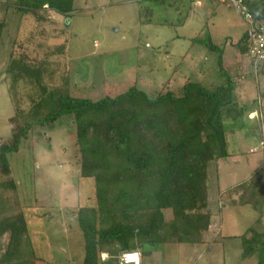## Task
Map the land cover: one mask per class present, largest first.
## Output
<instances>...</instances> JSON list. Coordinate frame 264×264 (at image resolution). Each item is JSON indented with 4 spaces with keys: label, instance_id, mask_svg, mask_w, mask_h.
I'll list each match as a JSON object with an SVG mask.
<instances>
[{
    "label": "rangeland",
    "instance_id": "obj_1",
    "mask_svg": "<svg viewBox=\"0 0 264 264\" xmlns=\"http://www.w3.org/2000/svg\"><path fill=\"white\" fill-rule=\"evenodd\" d=\"M72 9L68 18L44 12L41 22L31 15L9 16L7 34L0 43V143L11 137L13 128L9 123L14 115L12 96L4 82L10 48L33 58L44 47L64 44L65 53L51 58L53 69L56 62L61 63L56 67L59 71L45 83L59 85L57 77L67 72L70 93L91 100L115 97L134 83L149 97L165 84L166 90L177 92L187 81L210 91L230 80L225 71L236 70L231 81L253 120L246 113L236 124H225L229 157L217 162L221 195L209 202L213 215L202 243L146 246L141 264H257L264 260V254L243 256L244 246L253 239L252 231L245 233L250 228L264 232V211L259 215L250 207L232 205L238 195L228 194L264 168V71L250 66L246 55L231 43L224 44L243 36L242 20L215 0H73ZM216 50L222 52L223 70ZM24 102L21 107L28 114L29 103ZM50 111L31 110L27 121ZM75 141L68 116L35 126L18 152L8 156L9 177L0 174V181L9 178L15 183L35 255L55 264L80 263L83 258L74 217L87 204L93 184L78 178Z\"/></svg>",
    "mask_w": 264,
    "mask_h": 264
},
{
    "label": "trees",
    "instance_id": "obj_2",
    "mask_svg": "<svg viewBox=\"0 0 264 264\" xmlns=\"http://www.w3.org/2000/svg\"><path fill=\"white\" fill-rule=\"evenodd\" d=\"M72 4L73 0H0V43L12 13L19 19L31 15L38 22L48 11L68 18ZM230 45L246 55L245 35ZM207 46L213 50L211 44ZM65 51L64 44L44 47L31 58L10 48L4 82L14 115L9 119L11 137L0 143L1 176L9 177L8 156L18 152L29 131L68 116L76 134L78 178L93 184L87 204L74 217L83 258L72 264H122L123 253L144 255L146 246L202 243L213 215L209 202L221 195L217 162L229 157L225 124H236L247 113L231 81L236 70L225 71L230 80L210 91L187 81L177 92L166 90L165 84L149 97L134 83L115 97L91 100L70 93L67 72L57 77L59 85L45 83L61 64L56 62L53 69L51 58ZM217 64L223 70L221 51ZM24 100L29 103L28 114L21 107ZM40 109L51 111L27 121L31 110ZM249 114L247 119L253 120ZM228 192L238 195L232 205L250 207L261 215L264 168ZM249 231L253 239L244 246L243 256L263 255L264 232L250 228L245 234ZM0 264H55L35 255L15 183L9 178L0 181Z\"/></svg>",
    "mask_w": 264,
    "mask_h": 264
},
{
    "label": "built area",
    "instance_id": "obj_3",
    "mask_svg": "<svg viewBox=\"0 0 264 264\" xmlns=\"http://www.w3.org/2000/svg\"><path fill=\"white\" fill-rule=\"evenodd\" d=\"M186 1V0H177ZM195 1V0H191ZM231 8L245 24L247 44L246 60L250 66H258L264 71V0H215ZM257 15L255 17L254 15ZM122 264H141L139 252H127L121 255Z\"/></svg>",
    "mask_w": 264,
    "mask_h": 264
},
{
    "label": "crops",
    "instance_id": "obj_4",
    "mask_svg": "<svg viewBox=\"0 0 264 264\" xmlns=\"http://www.w3.org/2000/svg\"><path fill=\"white\" fill-rule=\"evenodd\" d=\"M245 29H246V26H245ZM244 33H245V30H244ZM244 33H243V35H244ZM242 38V37H241ZM240 40V39H239ZM238 41V40H237ZM237 41H234V42H237ZM229 43H232V42H228V43H224L225 44V46H226V44H229ZM234 48H236L235 46H233ZM235 60H230V62H231V65L232 64H234L233 62H234ZM247 62V61H246ZM225 66V65H224ZM247 67V66H246ZM232 71H235V70H232ZM237 93V92H236ZM238 94V93H237ZM249 119H251L250 117H249ZM103 258L105 257V255H103L102 256Z\"/></svg>",
    "mask_w": 264,
    "mask_h": 264
},
{
    "label": "clouds",
    "instance_id": "obj_5",
    "mask_svg": "<svg viewBox=\"0 0 264 264\" xmlns=\"http://www.w3.org/2000/svg\"><path fill=\"white\" fill-rule=\"evenodd\" d=\"M249 115H251V114H249ZM136 252H138V251H136ZM140 258H141V255H140Z\"/></svg>",
    "mask_w": 264,
    "mask_h": 264
}]
</instances>
